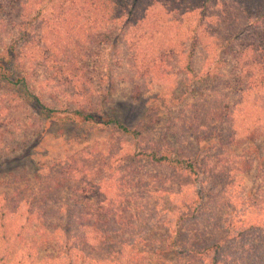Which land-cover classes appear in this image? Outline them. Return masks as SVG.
Masks as SVG:
<instances>
[{
	"label": "rangeland",
	"instance_id": "obj_1",
	"mask_svg": "<svg viewBox=\"0 0 264 264\" xmlns=\"http://www.w3.org/2000/svg\"><path fill=\"white\" fill-rule=\"evenodd\" d=\"M47 1L44 7L45 1L25 6L21 21L28 26L19 51L22 67L31 73L30 88L52 112L23 101L17 77L9 84L0 80V264H78L74 255L80 252L96 259L82 264H264V234L257 229L264 230V182L254 155L256 148L264 154V135L256 121L262 111L252 93L240 94L244 81L236 60L224 55V61L213 65L212 76L203 77L207 62L198 52L193 79L183 72V58L170 62L168 76L145 75L140 64L132 69L128 58L115 66L125 43L115 48L120 55L111 58V49L99 37L67 47L70 58H51L57 56L53 40L69 44L66 31L56 38L52 22L72 12L58 14L67 0ZM30 58H35L33 64ZM81 107L96 120L83 122L72 114ZM110 119L140 135L104 125ZM253 129L257 131L251 138ZM144 152L196 156L201 163L206 158L218 168L197 178L150 161ZM97 186L99 196L108 201L131 207L149 204L151 212L157 204V213L169 217L185 212L182 205L192 199L200 209L195 235L203 234L208 244L226 239L215 245V255L187 254L189 220L181 225L180 243L172 251L164 245L173 237L168 232L174 230V220L166 229L148 226L142 216L132 234L111 237V248L108 241L95 253L85 248L66 252L60 232L51 233L54 224L58 217L77 221L80 203L98 201L91 193ZM199 189L200 201L195 195ZM3 195L23 201L13 209ZM62 204L68 216L57 215ZM251 224L256 228L246 230ZM242 240L252 243L251 251L242 250Z\"/></svg>",
	"mask_w": 264,
	"mask_h": 264
},
{
	"label": "trees",
	"instance_id": "obj_2",
	"mask_svg": "<svg viewBox=\"0 0 264 264\" xmlns=\"http://www.w3.org/2000/svg\"><path fill=\"white\" fill-rule=\"evenodd\" d=\"M41 1H45L43 7L48 3L47 0H0V80L9 84L12 83L13 77H17V84L21 83L18 85V90H21L18 95L23 97L21 99L28 100L41 110L51 113L52 110L42 102L35 93V89L30 88L31 73L22 67L19 51L21 33L23 34L24 30L26 33L28 26L27 21H21L22 13L26 11L25 6L30 5L34 8L41 5ZM69 10L72 14H69L68 18L60 15L65 11L68 13ZM58 14L61 16L59 20L54 19L52 22L56 27V38L59 37L58 33L66 31L69 44H57L53 40L52 51L57 50V56H51V58H70L67 47L77 48L83 45L84 40L92 41L94 37H99L103 45L111 49V58L120 55L115 48H119L121 41L125 43V51L121 52H124V55L117 57L119 59L116 60L115 66L121 65L124 58H128L126 61L132 69H136L140 64L139 69H143L140 70L143 74L152 73L165 77L171 74L170 62L176 63L179 58H183V72L185 76L193 79L196 76L193 66L194 59L198 52H201L207 62L203 77L212 76L213 65L218 64L219 59L224 61V55L232 56L236 60V65L238 64L239 75L244 81L240 94L252 93L255 102L261 107L262 117H257L256 121L260 123L261 134L264 135V0H67L66 7L61 6ZM14 16L17 17L14 18ZM9 42L13 45H9ZM30 59L33 64L35 58ZM109 64L106 60V71L107 69L110 71ZM196 79L200 81L201 77L198 76ZM105 80V85H107L105 91L108 92L110 84H108V78ZM72 114L81 118L83 122L96 120L95 115L86 108H77ZM102 121L104 120H99L100 123ZM106 121L104 125H113L121 134L136 138L140 135V132L129 130L115 119ZM256 131V129L249 131V136L252 138ZM254 155L257 161V171L260 172L264 182V154L256 148ZM144 158L164 164L175 172H186L197 178L211 176L214 173L213 170L218 168V164L212 168L213 162L206 158L201 163V159L196 156L193 159L185 156L170 157L156 152H144ZM195 159H198L200 163ZM70 174L71 171L66 172L67 178ZM157 186L162 188L160 184ZM83 190L82 188L78 191ZM91 193L98 198V201L94 199L95 202H92L87 199L86 203H80L77 221L71 222L67 217H64L66 220L58 217L53 229L51 227V233L60 232L61 246L66 252L81 251L85 248L95 253L108 241V247L111 248L114 243L111 237L119 234H132L142 216L146 218L148 226L157 225V227L166 229L173 226L174 220L175 228L172 232H168L169 236L173 234V237H169V242L164 245L172 251L178 248L179 234L183 229L181 225L186 223L190 225L188 235H191L188 237L186 248L189 255H201L205 252L215 255L213 250L215 245L223 243L226 239L219 238L217 242L208 244L203 234L195 235V227H199L196 218L200 209L193 206L194 200L192 199L188 198L185 201L187 204L182 205L185 212L179 213L176 217H169L168 214L162 216L161 212L157 213V204L151 212L149 204L131 207L121 202L118 203L117 199L108 201L99 196L98 186ZM149 193L150 191L147 190L144 195L147 196ZM200 193V189L197 194L195 193L196 196L199 195L198 201L202 199ZM1 197H4L5 203L13 209H17L23 201L17 200L15 195ZM260 204L264 205V201L262 200ZM68 213L67 206L64 204L59 206L58 216L62 214L68 216ZM208 220L210 224L211 219ZM245 227L246 230L256 228L252 224ZM257 229L262 235L264 234V230H260V227ZM83 230L85 232L78 235ZM238 235L241 234L238 233ZM240 246L242 250L244 249L243 251L245 247H248L246 252L252 250V243L245 242V240L241 241ZM65 255L68 256V253ZM84 261L96 262V259L84 252L74 255L75 263L82 264ZM68 263L73 264V261L69 260Z\"/></svg>",
	"mask_w": 264,
	"mask_h": 264
}]
</instances>
